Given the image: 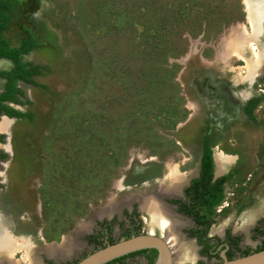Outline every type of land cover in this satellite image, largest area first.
<instances>
[{"label":"rangeland","instance_id":"1","mask_svg":"<svg viewBox=\"0 0 264 264\" xmlns=\"http://www.w3.org/2000/svg\"><path fill=\"white\" fill-rule=\"evenodd\" d=\"M42 4L37 18L53 29L60 57L47 62L52 71L37 80L39 86L27 89L31 109L44 117L23 123L29 133L24 162L29 165L38 154L44 160L29 165L26 183L32 206L37 202L45 211L43 230L49 240L67 231L76 216L87 214L92 202L98 204L108 181L123 176L135 158L173 162L172 152L186 154L184 148L193 144L181 133L195 115L184 106L185 92L195 98L187 79L201 66L228 68L236 71L233 77L242 76L249 57L226 50L237 36L234 29L249 32V26L243 0ZM16 31L12 24L0 34L16 41ZM251 45H246L247 55L256 56L258 46ZM44 57L38 53L34 59L46 63ZM229 211L215 225L223 226Z\"/></svg>","mask_w":264,"mask_h":264},{"label":"flooded vegetation","instance_id":"2","mask_svg":"<svg viewBox=\"0 0 264 264\" xmlns=\"http://www.w3.org/2000/svg\"><path fill=\"white\" fill-rule=\"evenodd\" d=\"M19 5L22 7L19 16L11 14L10 10L12 17L2 28L13 24L17 29V34H13L18 39L14 41L0 34V40L4 41L0 45V124H3L0 126V220L17 245L6 258L0 259L1 264H10L8 260L17 264H76L87 255L134 235L152 233L164 237L162 227L155 223L152 214L140 206L141 198L121 205L109 215H101V210L113 199H122L130 192L151 197L168 220H175L172 229L176 241L184 248L182 258L173 264H214L224 257L231 259L263 250L264 54L261 67L251 80L246 78V70L242 76L233 77L236 71L215 66H201L197 74L192 73L187 81L189 92H193L195 98L187 97L185 92L184 106L195 115L192 114L181 133L183 140L188 138L193 144L188 150L184 148L186 154L172 152L173 162L169 158L150 162L135 158L123 176L121 172L119 178L108 181L107 194L98 204L88 205L87 214L76 216L67 231L46 239L45 211L43 213L41 206H36L37 202L32 206L28 194L30 185L26 183L29 165L39 166L44 160L38 154L29 165L24 162L25 140L29 133L23 123L31 124L32 120L41 121L44 117H36V110L31 109L27 89L39 86L37 80L48 70L52 71L47 62L34 59L35 52L49 61L59 58L56 45L48 37L54 34L48 33L50 30L37 18L43 8L42 0H16L15 6ZM31 5L35 9H31ZM243 5L245 10V3ZM26 14L27 18L22 19ZM234 32L247 36L251 28L249 26V32L245 33L242 27H237ZM30 42V49L19 52L27 71L22 73L3 48L22 49ZM263 43L264 36L253 44L259 48ZM247 49L249 46L246 58L254 60V55H247ZM50 51L56 55L54 59ZM173 177L179 183L171 188L169 179ZM256 182L260 188L254 187ZM228 207L231 211L225 224L215 225ZM85 220L89 221V228L76 233ZM69 237L75 238L77 246L69 255L42 250L46 246H61ZM157 255L156 248L145 247L103 264H154Z\"/></svg>","mask_w":264,"mask_h":264},{"label":"bare ground","instance_id":"3","mask_svg":"<svg viewBox=\"0 0 264 264\" xmlns=\"http://www.w3.org/2000/svg\"><path fill=\"white\" fill-rule=\"evenodd\" d=\"M243 3H245L246 5L248 21L250 22L252 26V32L251 34L249 33V35L247 36H243V35L240 36L239 34H237L236 38L232 39L231 42L229 43L230 45H228L230 46L228 53L235 52V54H238V55L242 54L244 56L242 55L241 56L247 59L245 56L246 45L247 44L253 45V43L255 42L258 43L261 37L264 36V0H245L243 1ZM254 47L252 46V49ZM263 54H264V43L261 45V47L258 48V51L255 54L256 55L255 59L250 60L249 58V62L247 64L246 72H245L246 73L245 76L247 79L251 80L254 76H256L258 70L261 67V61H262ZM2 125L3 124H0V126ZM171 175H174L173 171ZM169 181L171 182L170 183L171 188L175 187L179 183L174 177L170 178ZM138 198H141L140 206L143 209L148 210L152 214L153 218H155V221H156L155 223H157L160 227H162V232L164 234V237L168 241V243L171 245L170 248H172V252L174 254V261L180 260L182 258V251H183L184 246L180 242L176 241V235L172 229V226L175 225L176 222L174 223L175 220L172 221L170 218H169L170 220L169 221L167 219L168 217H166L160 205L157 202H155L151 197L143 196L135 192H130L129 194L125 195L122 199H113L109 206L101 210V215L102 214L109 215L110 212L115 211L121 205L123 206V204H129L130 201L137 200ZM89 225L90 223L88 220L83 221L79 225L80 226L79 230L76 231V233L86 231L89 228ZM16 246H17L16 239L9 237V234L6 228L2 225L1 220H0V259L6 258L9 251L13 247H16ZM76 247L77 246H76L75 238L69 237V238L64 239L63 244L61 246H58V247L46 246V247H43L42 250L48 253H58V254L65 256V255H69V253L72 252ZM27 248L30 251L33 250V248L29 245L27 246ZM8 261H10V264H17L14 261H11V260H8ZM1 263H2V260H0V264ZM30 264H34V263L31 262Z\"/></svg>","mask_w":264,"mask_h":264},{"label":"water","instance_id":"4","mask_svg":"<svg viewBox=\"0 0 264 264\" xmlns=\"http://www.w3.org/2000/svg\"><path fill=\"white\" fill-rule=\"evenodd\" d=\"M246 18L248 21L247 12ZM248 23L252 32V26L249 21ZM145 247H153L157 249L158 255L154 264L174 263L173 252L170 248V244L166 241V239H164V237L156 236L152 233H147L136 236L134 235L128 239L109 244L106 247L87 255L76 264H103L106 261L121 256L122 254ZM214 264H264V249L231 259H227L224 257L223 261Z\"/></svg>","mask_w":264,"mask_h":264},{"label":"trees","instance_id":"5","mask_svg":"<svg viewBox=\"0 0 264 264\" xmlns=\"http://www.w3.org/2000/svg\"><path fill=\"white\" fill-rule=\"evenodd\" d=\"M16 5V0H0V30L6 25L7 21L10 20L12 17L11 14H9V11L14 10V7ZM4 41L0 40V45H3ZM32 42H30L28 45L23 47L22 49H12L8 50V48H3L4 51L7 52L8 56L13 57L14 62L16 63V66L18 69H21L22 73L27 71L24 68V64L21 63V57L19 56V52H25L28 49L31 48ZM15 76H17V72L14 73ZM15 76L11 79V82L13 83Z\"/></svg>","mask_w":264,"mask_h":264},{"label":"crops","instance_id":"6","mask_svg":"<svg viewBox=\"0 0 264 264\" xmlns=\"http://www.w3.org/2000/svg\"><path fill=\"white\" fill-rule=\"evenodd\" d=\"M44 25H46L45 23H44ZM46 27H47V25H46ZM47 30H49L48 28H47ZM53 33L54 34V32H53V29H50V32H48V33ZM49 38L51 37V39H50V41L53 43V42H55V39L52 37V36H48ZM54 37H55V34H54ZM38 53L37 52H35V57H36V55H37ZM58 58H59V54H58V56H57ZM49 60H47L46 59V62H48Z\"/></svg>","mask_w":264,"mask_h":264}]
</instances>
